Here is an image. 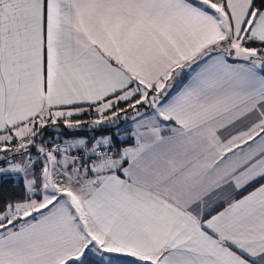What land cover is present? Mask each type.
Masks as SVG:
<instances>
[{"label": "snow or ice", "instance_id": "obj_1", "mask_svg": "<svg viewBox=\"0 0 264 264\" xmlns=\"http://www.w3.org/2000/svg\"><path fill=\"white\" fill-rule=\"evenodd\" d=\"M0 176V264H264V0H0Z\"/></svg>", "mask_w": 264, "mask_h": 264}, {"label": "trees", "instance_id": "obj_2", "mask_svg": "<svg viewBox=\"0 0 264 264\" xmlns=\"http://www.w3.org/2000/svg\"><path fill=\"white\" fill-rule=\"evenodd\" d=\"M87 119H89V118H87ZM111 131H112V129H108L107 131L91 130V131L87 132L86 129H82V130L77 131L75 133V135L80 137V136H87L86 134H91L90 136H88L89 137L88 139L90 140L93 136L98 138L102 135H107ZM128 132H129V129H127V128L121 130V132H120V136L125 138V142L123 144H121V147L128 146V145L132 144V139L130 137L126 136V134ZM19 191H20L19 183L17 181H15L13 178L5 177L1 180V182H0V196H2L4 198H9V197H12V196L18 194Z\"/></svg>", "mask_w": 264, "mask_h": 264}, {"label": "rangeland", "instance_id": "obj_3", "mask_svg": "<svg viewBox=\"0 0 264 264\" xmlns=\"http://www.w3.org/2000/svg\"><path fill=\"white\" fill-rule=\"evenodd\" d=\"M132 115H133V113H131V111H129V113H128V119H124L122 117L121 120H120V122H119V126H120V129L121 130H123L125 128L129 129V132L126 134V136H128V137H132L131 135H132L133 131L135 130V125H134V123H133V121L131 119ZM87 118H90V117H87V116L81 117V119H87ZM85 129H86L87 132H89V130L87 128H85ZM48 135L49 136H53L54 133L50 132ZM86 135L87 136H80V137H83L85 139H88L89 138L88 136H90L91 134H86ZM5 177H9V176H0V180H2Z\"/></svg>", "mask_w": 264, "mask_h": 264}, {"label": "crops", "instance_id": "obj_4", "mask_svg": "<svg viewBox=\"0 0 264 264\" xmlns=\"http://www.w3.org/2000/svg\"><path fill=\"white\" fill-rule=\"evenodd\" d=\"M186 79H187V77H185L184 78V81L186 82ZM81 118V117H80ZM132 136V135H131ZM131 138V137H130ZM132 139V144L131 145H134V139L133 138H131ZM131 145H128V146H131ZM9 177H11V176H9ZM11 178H13V177H11ZM0 182H1V180H0Z\"/></svg>", "mask_w": 264, "mask_h": 264}]
</instances>
